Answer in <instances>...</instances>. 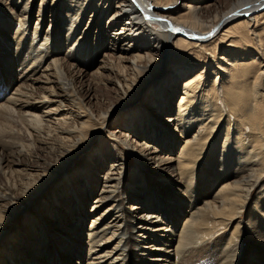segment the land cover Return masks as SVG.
I'll use <instances>...</instances> for the list:
<instances>
[{
    "label": "bare ground",
    "instance_id": "1",
    "mask_svg": "<svg viewBox=\"0 0 264 264\" xmlns=\"http://www.w3.org/2000/svg\"><path fill=\"white\" fill-rule=\"evenodd\" d=\"M178 2L0 0V264H245L250 243L264 250V205L248 207L259 187L264 199V0ZM69 67L82 96L50 79Z\"/></svg>",
    "mask_w": 264,
    "mask_h": 264
},
{
    "label": "rangeland",
    "instance_id": "2",
    "mask_svg": "<svg viewBox=\"0 0 264 264\" xmlns=\"http://www.w3.org/2000/svg\"><path fill=\"white\" fill-rule=\"evenodd\" d=\"M184 1L185 0H179V4H182V3H184ZM175 7L174 6H171V8H169L170 10L172 9H174ZM154 28H155V30H156V32L157 33H159L158 32V30H159V28L158 27H156V26H154ZM263 39H264V35H263ZM173 50V49H172ZM171 50V51H172ZM63 53H64V51H63ZM261 53V54H260ZM65 55V54H64ZM174 54H172V56H173ZM171 56V59L173 58ZM64 57V56H63ZM166 57H167V55H166ZM257 58H259L260 60H262V62L264 63V52L262 51V50H260L259 51V57H257ZM174 63H176L177 64V60H175V61H173ZM190 65V64H189ZM188 65V66H189ZM167 69H169L170 70V67H169V65L166 67ZM180 68V67H179ZM200 68H203V66H202V62H199V67L197 68V69H195L193 72H191L189 75H192V74H194L195 72H198L199 70H200ZM263 70H264V64H262V72H263ZM71 71V72H70ZM74 71V69L71 67H69V68H67V70H65V71H63V73H64V75H62L60 78H58L57 76L56 77H51L50 79L51 80H54V86L55 85H57L58 86V84H59V86L58 87H56V92H59L60 93V90L63 88L65 91H66V93H68V94H70V92L72 91V92H74V94H79L80 96H82V93H83V91H84V87H85V84H87V81H86V79L85 78H83V76H78V75H76V74H74V75H72V72ZM163 72H164V70H163ZM163 72H162V74H163ZM70 74V75H69ZM197 74V73H196ZM162 76V75H161ZM70 77H71V79H70ZM81 77V78H80ZM57 78V79H56ZM87 79H88V77H86ZM94 79L97 81V80H100L99 79V76H97V78H96V76L94 77ZM111 79V77H109V80ZM64 80V81H63ZM85 80V81H84ZM264 80V79H263ZM79 81V82H78ZM89 81H90V79H89ZM69 82H71V83H69ZM93 83H95V82H93ZM16 84V83H15ZM14 84V85H15ZM63 84V85H62ZM112 85H113V83H112ZM42 88H44V90H47L46 89V87H48V86H45V85H43V86H41ZM60 90H59V89ZM95 88V87H94ZM97 88L99 89V90H101V89H104L102 86H97ZM112 88V87H111ZM113 89H115V88H113ZM113 89H112V91L110 92V94L109 95H112L115 91H113ZM94 96H89V98L88 99H85L83 102H84V105L85 106H87V107H89L93 112H94V114H96V113H98V109H99V103H98V101L100 100L99 99V97H98V95L100 96V97H102V98H104L103 97V95L100 93V92H98V91H94ZM104 93V92H103ZM106 93V92H105ZM5 99V98H4ZM3 99V100H4ZM176 99V98H175ZM174 99V100H175ZM173 100V101H174ZM173 103V102H172ZM109 108V102L105 105V111H107V109ZM148 109L149 108H144V111L146 112V111H148ZM133 110H136L135 108H133ZM133 112H135V111H133ZM125 116V115H124ZM124 116L122 117V118H124ZM121 118V119H122ZM117 124H119V123H115V122H111L110 123V125L108 126L109 128H108V130H106V129H104V135H109V134H107L106 132H109V131H114L116 128H117ZM129 129V128H128ZM119 145V144H118ZM179 146H180V144H178ZM120 146H121V149L122 150H120V153H119V155H120V157L122 158V163H124V160L125 159H127V169H128V172H131V171H133V170H135V168L136 167H138L139 165L137 164V160H136V158H135V152L134 151H132V150H128V148L127 147H125V146H123L121 143H120ZM179 147H175V149L172 151V156L174 157L175 156V154H176V151H177V149H178ZM84 157L83 156H81L78 160H81V159H83ZM109 164V163H108ZM107 164V165H108ZM125 165V164H124ZM136 166V167H135ZM10 167V166H9ZM263 184H264V179H263ZM262 191V187H259V188H257L252 194L253 195H251L250 196V200H249V208L251 209V210H253V208L254 207H256L257 209H258V207H260V206H263L264 205V202L262 203V201H264V199L262 198V200H261V198L260 197H258V195L260 194V192ZM259 196H261V195H259ZM42 198V195H41V193H39L37 196H35V198L31 201V203L30 204H34V203H36V202H38L40 199ZM259 200V201H258ZM260 203V204H259ZM261 203H262V205H261ZM260 205V206H259ZM259 211V210H258ZM257 211V212H258ZM259 213V212H258ZM252 213H250V214H246V212L245 213H243V216L241 215V218H238L239 220H241L243 223L241 224V226H240V228H241V231H242V227H243V224L244 223H249V227H252V228H254V226L251 224V222L249 221L251 218L250 217H252V215H251ZM260 214V213H259ZM251 215V216H250ZM263 216V217H262ZM260 217H261V220H262V223H264V214L262 215V214H260ZM239 220H237V221H239ZM237 221H235L234 223H233V225H231V227H229L228 229H226V228H223V230H221V232L220 233H222L223 235H221L222 236V241L221 242H219V244L218 243H213L212 245H218V248L220 249H222V247L224 246V245H226L227 244V241H228V239L231 237V234H232V232H233V229H234V226H235V224H236V222ZM182 223H183V218L182 217H180L179 218V221H178V228H177V231H176V234H178V232L180 231V226L182 225ZM261 223V222H260ZM86 227L87 228H85V231L86 230H88V227H89V223H87L86 224ZM261 227V228H260ZM259 228V229H258ZM225 229V230H224ZM240 230V229H239ZM255 230H257L256 231V236H258L259 238H260V240H261V242H263L264 243V226L263 225H260L259 224V226L258 227H256V229ZM259 230V231H258ZM219 233V232H218ZM217 233V235L219 236V234ZM260 233V234H259ZM258 234V235H257ZM216 235V236H217ZM241 235H242V232L240 233V231L238 232V233H236V237H237V239H235V240H240V237H241ZM17 236V235H16ZM215 236V237H216ZM263 237V238H262ZM224 238V239H223ZM242 238H243V235H242ZM213 241H211V243H212ZM222 244V245H221ZM240 244L243 246V242H241L240 241ZM251 245L253 244L254 245V247L252 246V247H250V248H247V250H246V253H245V257H244V259H246V262H245V264H264V250H261L260 248L258 249V246H256V244H254V243H250ZM259 244V243H258ZM221 245V246H220ZM260 245L261 246H263V244L262 243H260ZM235 249H237L236 247H234V252H236L237 250H235ZM63 253H65V251H63ZM231 254V256H233V252H230ZM211 255V256H210ZM210 255H206V257L204 256V257H201V258H198V259H193V260H191L192 262H189L188 264H216V260H217V257H216V254H214V253H212V254H210ZM198 261V262H197ZM245 261V260H244ZM81 264H85V262H82Z\"/></svg>",
    "mask_w": 264,
    "mask_h": 264
}]
</instances>
